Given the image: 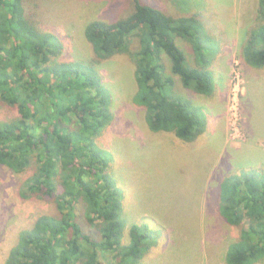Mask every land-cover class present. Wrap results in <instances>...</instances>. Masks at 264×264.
Returning <instances> with one entry per match:
<instances>
[{
    "label": "trees",
    "instance_id": "trees-1",
    "mask_svg": "<svg viewBox=\"0 0 264 264\" xmlns=\"http://www.w3.org/2000/svg\"><path fill=\"white\" fill-rule=\"evenodd\" d=\"M118 1L116 9L129 11L85 26L95 62L128 56L135 67L133 101L143 108L146 126L196 141L207 117L177 91L176 78L197 94L214 92L212 66L221 44L207 17L189 0L178 10L162 0ZM26 5L27 0H0V106L15 110L0 119V164L18 174L32 171L21 196L50 198L57 213L42 214L22 229L4 264H142L157 242L155 233L148 225L126 223L113 154L98 143L115 118L112 93L97 63L58 59L60 37L40 27ZM239 57L264 69V0L256 2ZM218 211L239 228L225 264L263 262L264 169L225 173Z\"/></svg>",
    "mask_w": 264,
    "mask_h": 264
},
{
    "label": "rangeland",
    "instance_id": "rangeland-1",
    "mask_svg": "<svg viewBox=\"0 0 264 264\" xmlns=\"http://www.w3.org/2000/svg\"><path fill=\"white\" fill-rule=\"evenodd\" d=\"M162 2L169 10L189 5L187 0ZM189 2L207 17L221 44L212 66L216 83L211 95L185 89L176 78L177 91L207 117L206 130L194 142L146 126L143 108L133 101L135 67L128 56L95 62L86 24L112 20L117 13L128 12L127 7L116 9L118 0H27L26 5L40 27L60 37L63 52L58 59L97 63L100 78L112 93L115 118L98 143L113 154L126 223L148 225L155 233L157 242L142 264H225V251L239 228L219 214L220 183L225 173L242 167L264 169V69L248 66L239 57L257 0ZM177 40L185 46L181 38ZM14 114L10 106H0V119ZM31 173H14L0 164V264L22 229L42 214L57 213L50 198L21 196V185Z\"/></svg>",
    "mask_w": 264,
    "mask_h": 264
}]
</instances>
